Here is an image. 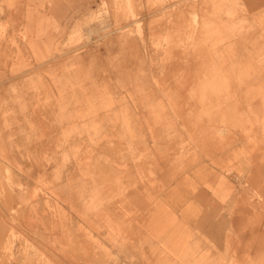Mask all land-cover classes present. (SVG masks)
<instances>
[{
    "label": "crops",
    "instance_id": "0c3cea01",
    "mask_svg": "<svg viewBox=\"0 0 264 264\" xmlns=\"http://www.w3.org/2000/svg\"><path fill=\"white\" fill-rule=\"evenodd\" d=\"M98 3L0 0V94L22 97L4 109L0 154L39 195L18 196L29 210L23 228L48 238L54 252H76L82 241L106 264H264V163L248 164L242 147L238 166L225 137L213 163L198 149L197 163L177 170L173 133L163 129L181 103L173 94L195 78L212 92L232 86L222 79L236 75L231 58L210 47L219 38L194 36L195 53L186 47L187 17L153 24L159 13L150 12L141 36L133 22L132 35L96 44L91 34L96 45L83 50L99 25L87 22ZM78 30L85 39L69 45ZM151 44L182 48L165 58ZM81 171L96 175L84 180ZM81 188L101 193L84 191L80 201ZM10 228L0 214V255Z\"/></svg>",
    "mask_w": 264,
    "mask_h": 264
},
{
    "label": "rangeland",
    "instance_id": "374dc122",
    "mask_svg": "<svg viewBox=\"0 0 264 264\" xmlns=\"http://www.w3.org/2000/svg\"><path fill=\"white\" fill-rule=\"evenodd\" d=\"M150 12L159 13L150 18L153 24L166 22V25L170 26L173 19L187 17L190 43L186 47L193 48L195 53L198 46L193 45L194 36L202 38L201 41L219 38L220 43L210 47H220V58L223 60L227 55L231 58L232 67L235 66L236 69L234 77L222 78L233 82L230 89L227 86L224 92L208 91L200 82L202 77H197L194 80L197 84L190 86L188 91L173 94L172 97L181 103L172 109V123L163 126V129L168 131L169 128L173 133V139L168 141H171L168 152L172 155V164L177 170L179 165L196 164L198 149L201 152L204 149L205 158L213 163L212 150L222 147L225 137L228 139L227 154L229 156L235 150L238 166L246 163L244 150H240L242 147L248 148V164H263L264 0H99L96 10L87 19L88 23L99 24L98 28L86 37L87 45L83 44L82 49L96 45L98 41L95 40L102 39V36L107 40L116 35H132L129 26H132L133 22H141L136 29L137 34L141 36L143 20H148L144 14ZM151 31L154 32V25ZM91 34L95 36L96 44L91 42L92 39H88ZM84 37L78 30L69 45L81 42ZM149 48L153 53L169 58L182 46L151 44ZM158 63L163 65L164 61L161 59L157 65ZM20 95L0 94V123H4L6 105L20 104ZM107 147H113L112 142H109ZM9 165L7 158L0 154V214L3 218L7 215L12 224L2 249L3 253L0 255V264H106V257L82 241L78 242L82 245L76 252L74 246L68 247L69 251L67 249L64 252H54L48 246V238L23 228V221L26 222L29 210L18 202V196L27 194L38 202V190L23 188L19 182L28 180L27 174L8 172L5 166L10 167ZM178 173L175 172L176 176L173 175V178H176ZM77 175L78 178L91 180L96 174L81 171ZM41 176L43 177V174ZM117 176L128 179L127 173L114 177ZM237 180H244V176L238 174ZM5 185L12 187L6 188ZM80 190V201L85 199L82 196L84 191L101 193L85 188ZM248 195L250 198V192ZM253 197L258 196L253 194ZM68 241L70 242V238ZM110 261L114 262L113 258Z\"/></svg>",
    "mask_w": 264,
    "mask_h": 264
},
{
    "label": "bare ground",
    "instance_id": "6f19581e",
    "mask_svg": "<svg viewBox=\"0 0 264 264\" xmlns=\"http://www.w3.org/2000/svg\"><path fill=\"white\" fill-rule=\"evenodd\" d=\"M212 71V70H211Z\"/></svg>",
    "mask_w": 264,
    "mask_h": 264
}]
</instances>
